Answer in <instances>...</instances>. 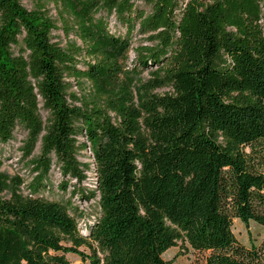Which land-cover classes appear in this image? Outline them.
Wrapping results in <instances>:
<instances>
[{
  "label": "trees",
  "instance_id": "1",
  "mask_svg": "<svg viewBox=\"0 0 264 264\" xmlns=\"http://www.w3.org/2000/svg\"><path fill=\"white\" fill-rule=\"evenodd\" d=\"M56 4L80 48L51 42L43 9L0 0V145L23 131L36 174L26 197L4 199L0 185V264H71L68 254L84 264H167L179 243L202 264H264V243L248 248L232 231L234 219L264 228L259 12L240 0ZM136 28L153 48H131ZM155 66L163 77L134 102L133 81ZM160 88L168 91L153 93ZM86 151L90 163L80 161ZM54 170L57 191L74 181L71 197L96 211L48 200ZM89 175L92 189L82 186Z\"/></svg>",
  "mask_w": 264,
  "mask_h": 264
},
{
  "label": "rangeland",
  "instance_id": "2",
  "mask_svg": "<svg viewBox=\"0 0 264 264\" xmlns=\"http://www.w3.org/2000/svg\"><path fill=\"white\" fill-rule=\"evenodd\" d=\"M245 7L250 8L251 10H257L260 14L259 24L263 28L264 35V0H240ZM21 5L27 11H34L37 8L43 9L45 14L54 24V30L51 32V42L58 45L61 49L66 50L71 46L81 47L80 41L75 37L74 34L70 33L67 35L63 30V22L66 18L64 12L60 9L59 5L56 4V0H20ZM188 0H184V3H187ZM140 9H145L147 13H149V8L143 2L139 3ZM99 16L101 14H98ZM114 16L109 18L110 26L114 24ZM117 29L121 31L120 25H116ZM123 33V31H121ZM150 35H141L138 32V28H136L135 32L132 35L130 42L132 43L131 48H153L155 43L148 40ZM16 47L13 46V51L16 52ZM129 68L133 67V63L137 59V55L133 50H130L128 53ZM137 67L136 65H134ZM160 69L158 67H148L146 70H143L141 75L134 80V84L132 87V97L134 98V102H138L139 97L143 99L144 94H141V91L144 89L150 90L154 80L160 79L163 77L159 73ZM71 86L66 89L67 94L76 95L77 97L80 95L78 93L76 86L74 85V81L72 79H67ZM138 82L144 83V87H139ZM146 87V88H145ZM166 88L155 89L153 93L155 94H163L167 92ZM137 106V104H136ZM41 108V114L44 117L45 113L42 111V104L39 105ZM25 141V133L23 131H18L15 135V140L10 142L8 145H0V180H1V188L3 190L2 196L4 199H14L17 196L26 197L28 191L26 186L32 182L35 178L33 167L30 163L31 159H24L22 155V147ZM248 151V149L246 150ZM88 153L83 152L80 157V161L85 163H90L88 159ZM88 181L82 184L84 188L92 189V185H90L93 181L92 175H89ZM61 176L56 173L54 170L51 173V189L46 190L43 195L48 200H54L61 203H67L73 197H71L72 186L75 182H71V186L68 188L66 193L57 191V186L61 182ZM74 205L81 208L85 213L89 215L96 211V207L94 205H85L84 203L79 204L76 202V199H73ZM232 231L236 239L246 247H251L252 245L258 246L264 243V228L253 223L249 222L247 225L240 222L238 219L233 220ZM66 246H70V243L65 244ZM79 251L88 253L87 248L80 247ZM67 259L71 262V264H84L81 262V259L75 255L68 254L66 255ZM164 260L167 264H202V257L190 250L187 247H182L180 243L174 247L166 251L163 255Z\"/></svg>",
  "mask_w": 264,
  "mask_h": 264
}]
</instances>
